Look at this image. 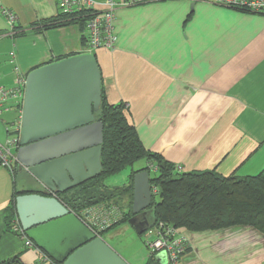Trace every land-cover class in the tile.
<instances>
[{
	"label": "crops",
	"instance_id": "obj_1",
	"mask_svg": "<svg viewBox=\"0 0 264 264\" xmlns=\"http://www.w3.org/2000/svg\"><path fill=\"white\" fill-rule=\"evenodd\" d=\"M94 1L105 7V0ZM4 10L16 17L13 23ZM59 13L58 0H0L2 145L21 121L23 107L17 99L3 100L2 92L18 88L38 67L82 53L84 32L77 24L33 29ZM114 25L116 48L95 53L103 90L109 104L127 105L147 150L183 173L214 170L246 178L264 171L263 14L203 1L160 0L118 6ZM147 167L149 175L155 171L145 161L131 173ZM15 187L47 192L18 163L8 168L0 161V262L20 255L24 264H44L37 249L27 247L15 231L18 218L14 231H5ZM122 201L127 205L129 199ZM141 231L136 230L140 237ZM181 232L188 250L179 264H264V234L254 227ZM147 251L145 264L150 261ZM165 258L155 255L153 264Z\"/></svg>",
	"mask_w": 264,
	"mask_h": 264
},
{
	"label": "water",
	"instance_id": "obj_2",
	"mask_svg": "<svg viewBox=\"0 0 264 264\" xmlns=\"http://www.w3.org/2000/svg\"><path fill=\"white\" fill-rule=\"evenodd\" d=\"M102 82L93 53L38 67L25 82L15 156L51 196L20 191L15 200L17 218L27 238L59 264H128L57 197L102 170L104 125L95 115L101 107ZM152 199L150 175L144 170L133 182L134 217L129 224L136 230L139 217L148 225L145 218Z\"/></svg>",
	"mask_w": 264,
	"mask_h": 264
},
{
	"label": "trees",
	"instance_id": "obj_3",
	"mask_svg": "<svg viewBox=\"0 0 264 264\" xmlns=\"http://www.w3.org/2000/svg\"><path fill=\"white\" fill-rule=\"evenodd\" d=\"M89 17V12L72 14L60 12L51 19L33 25V29L49 30L77 24L84 32ZM82 39L84 47V36ZM95 115L104 125L102 170L95 178L66 193L58 194L57 197L79 218L85 210L92 207L100 205L118 207L122 214L121 218L113 223L110 229H106L102 236L129 223L134 217L132 211L134 176L150 168L132 171L129 182L121 187L110 189L105 186L104 181L128 167L133 168L142 160L155 168V171L150 173V183L152 193L154 188H157L158 192L153 193L152 204L145 218L148 225L139 228L142 230L141 237L160 224L172 226L178 235L182 234V230L201 232L234 226H251L264 234V171L257 176L246 178H237L233 175L224 177L214 170L179 172L161 155L144 147L135 126L129 119L127 105L109 104L103 87L101 107ZM22 193L51 196L48 192L39 190L22 191ZM22 193L14 188L12 201L4 217L7 232H13L17 225L15 200ZM125 197L129 199L127 205L122 201ZM149 257L150 261L147 264H153L154 257ZM55 263L59 264L56 261ZM0 264L24 263L21 256L16 255Z\"/></svg>",
	"mask_w": 264,
	"mask_h": 264
},
{
	"label": "built area",
	"instance_id": "obj_4",
	"mask_svg": "<svg viewBox=\"0 0 264 264\" xmlns=\"http://www.w3.org/2000/svg\"><path fill=\"white\" fill-rule=\"evenodd\" d=\"M160 0H125L121 4H117L114 0H105L103 9L98 7L94 0H58L61 13H83L89 12L90 17L87 20L85 31V45L82 53L95 54L99 49L114 50L117 46L118 37L115 33V9L118 6H133L145 3L156 2ZM192 2L203 1L209 4L223 6L231 9H236L243 12L263 14L264 15V0H190ZM8 19L13 23L15 16L12 13L4 10ZM25 79H21L19 86L11 91L2 92L3 100L10 97L17 99L23 103L25 93ZM12 130L13 138H8L5 144H0V161L3 166L12 168L17 164L16 151L20 138L21 121L18 122ZM181 172L182 168L177 167ZM158 192L157 188L153 189V193ZM108 207V206H107ZM121 218V212L118 207L110 206L106 208L104 205L96 206L85 210L80 219L89 227L95 234L102 236V233L110 229L113 223ZM16 232H19L25 239L27 247H33L41 254L44 264H56L47 254L38 249L34 242L26 238L24 231L19 225L16 226ZM145 245L150 251V256L164 254L165 261L161 264H179L181 257L188 249V242L183 234H177L172 226L160 224L155 228L148 230L145 234Z\"/></svg>",
	"mask_w": 264,
	"mask_h": 264
},
{
	"label": "rangeland",
	"instance_id": "obj_5",
	"mask_svg": "<svg viewBox=\"0 0 264 264\" xmlns=\"http://www.w3.org/2000/svg\"><path fill=\"white\" fill-rule=\"evenodd\" d=\"M9 138L12 139L13 135H10ZM144 163L145 160H142L134 166L137 168ZM131 170L132 168L128 167L121 173L107 178L104 183L107 185L122 186L127 183ZM17 176L18 178L20 177L19 173ZM103 238L128 264H145V259L148 254V248L144 244L146 236L140 237L132 224L127 223L124 226L118 227L116 230L109 231Z\"/></svg>",
	"mask_w": 264,
	"mask_h": 264
},
{
	"label": "flooded vegetation",
	"instance_id": "obj_6",
	"mask_svg": "<svg viewBox=\"0 0 264 264\" xmlns=\"http://www.w3.org/2000/svg\"><path fill=\"white\" fill-rule=\"evenodd\" d=\"M137 228H141V224H142V217H139L138 218V221H137Z\"/></svg>",
	"mask_w": 264,
	"mask_h": 264
},
{
	"label": "clouds",
	"instance_id": "obj_7",
	"mask_svg": "<svg viewBox=\"0 0 264 264\" xmlns=\"http://www.w3.org/2000/svg\"><path fill=\"white\" fill-rule=\"evenodd\" d=\"M103 237V236H102Z\"/></svg>",
	"mask_w": 264,
	"mask_h": 264
}]
</instances>
